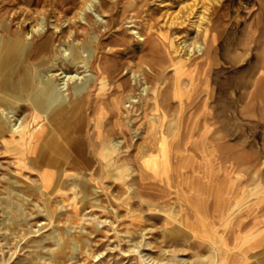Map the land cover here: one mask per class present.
<instances>
[{"label": "rangeland", "instance_id": "rangeland-1", "mask_svg": "<svg viewBox=\"0 0 264 264\" xmlns=\"http://www.w3.org/2000/svg\"><path fill=\"white\" fill-rule=\"evenodd\" d=\"M84 1L0 0V264H264V0Z\"/></svg>", "mask_w": 264, "mask_h": 264}, {"label": "bare ground", "instance_id": "bare-ground-1", "mask_svg": "<svg viewBox=\"0 0 264 264\" xmlns=\"http://www.w3.org/2000/svg\"><path fill=\"white\" fill-rule=\"evenodd\" d=\"M184 5V8L187 9V12L185 13L184 15V18L179 21L178 19H173V21H171L169 24L170 25H183L185 22H187V20L190 19V17L194 14V10H197V8L193 6H189L188 4H183ZM187 5V6H186ZM191 5V4H190ZM198 5V4H197ZM93 0H86L84 2H82V5H81V10L83 11H89V10H92L93 8ZM199 8V7H198ZM202 8V7H201ZM199 8V9H201ZM204 11V10H203ZM80 13V12H79ZM195 16V15H194ZM196 19L197 21H192L193 22V25H196V28L197 30L200 28V23L203 21L204 17H203V12H201L200 14H198V16H196ZM175 20V21H174ZM189 23V22H188ZM192 25V26H193ZM182 27V26H181ZM188 27V26H187ZM38 30V29H37ZM180 40V39H179ZM187 42V41H186ZM24 43V42H23ZM26 43V42H25ZM183 44V43H182ZM186 45V44H185ZM23 46V45H22ZM21 47V46H20ZM190 47V46H189ZM188 47V48H189ZM186 48V47H185ZM199 49H201L202 47L201 46H198ZM80 51V50H79ZM192 52V50H191ZM76 54V53H75ZM74 55V54H73ZM88 57V56H87ZM87 59V63L85 64V66H87L90 62V56ZM76 60H72L70 61V63L74 64ZM53 76L55 77H58L60 80H61V85H59V88L58 87H55L53 88V90L55 91H58V90H61V89H64L67 84L70 82V81H73V80H79V79H82L81 76L78 75V73L76 71L74 72H64V71H59L57 73H55ZM253 78V77H252ZM86 87V84H80L79 88L81 89H84ZM256 89L252 92H249V91H246V95H249V100H248V104L250 105L252 102H254L255 100L257 99H260L262 101H264V72L260 73L259 75V79L257 80L256 82ZM252 89V88H251ZM262 93H260L261 91ZM246 105V104H245ZM19 128V127H18ZM16 128V129H18ZM21 128V127H20ZM16 131V130H15ZM17 133V132H16ZM258 158V157H256ZM233 163H234V156H231L229 157V164H228V170H227V181H226V184H227V189H226V194H227V198H228V201L229 202H232L234 199H235V192H234V189L232 188V185H231V179H232V167H233ZM262 165L261 167H264V161L261 162ZM235 164V163H234ZM20 165V164H19ZM23 165V164H22ZM236 170V169H235ZM43 185V184H42ZM238 200V199H237ZM243 200H240L238 201V203L242 202ZM231 213V212H229ZM237 216V215H236ZM231 218V217H230ZM228 219V218H227ZM264 242V236L262 237V239H260L257 244H262ZM263 247V246H262ZM207 256V255H206ZM206 258V262L207 264H214V261L213 259H211V256H207L205 257ZM152 259V258H151ZM150 259V260H151ZM158 259V258H157ZM149 260V261H150ZM155 260V259H154ZM154 260H151V261H154ZM164 260V259H163ZM160 261V259H159ZM162 261V260H161ZM198 261V260H197ZM200 261V260H199ZM156 262V260H155ZM151 262V264H165L164 262ZM201 262V261H200ZM150 263V262H149ZM175 263V262H174ZM169 264H172V263H169ZM187 264H196L194 261L192 260H188V263ZM204 264V263H203Z\"/></svg>", "mask_w": 264, "mask_h": 264}]
</instances>
